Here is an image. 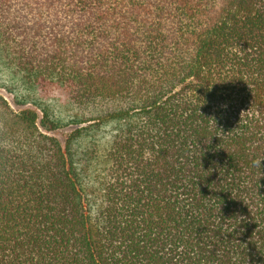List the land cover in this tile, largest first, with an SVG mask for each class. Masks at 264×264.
Wrapping results in <instances>:
<instances>
[{"label":"trees","instance_id":"obj_1","mask_svg":"<svg viewBox=\"0 0 264 264\" xmlns=\"http://www.w3.org/2000/svg\"><path fill=\"white\" fill-rule=\"evenodd\" d=\"M0 63V264H264V0H0Z\"/></svg>","mask_w":264,"mask_h":264},{"label":"rangeland","instance_id":"obj_2","mask_svg":"<svg viewBox=\"0 0 264 264\" xmlns=\"http://www.w3.org/2000/svg\"><path fill=\"white\" fill-rule=\"evenodd\" d=\"M0 95L3 96L11 108L15 111H20L26 108L34 109L39 117L41 116L40 109L31 103V99L36 98V95L30 94L23 88L19 87L10 81V77L0 63ZM39 102L45 105L56 117L67 120L72 110L65 105L64 98L61 95L48 96L45 98L37 97ZM23 100V103L21 101ZM71 126H64L48 134L56 137L64 144L66 136L70 132Z\"/></svg>","mask_w":264,"mask_h":264},{"label":"clouds","instance_id":"obj_3","mask_svg":"<svg viewBox=\"0 0 264 264\" xmlns=\"http://www.w3.org/2000/svg\"><path fill=\"white\" fill-rule=\"evenodd\" d=\"M261 160H264V159H259V160L254 161V165L259 166L261 168V163H260Z\"/></svg>","mask_w":264,"mask_h":264}]
</instances>
